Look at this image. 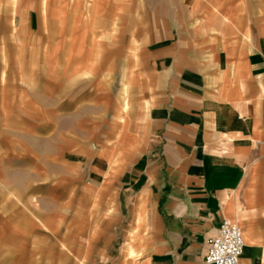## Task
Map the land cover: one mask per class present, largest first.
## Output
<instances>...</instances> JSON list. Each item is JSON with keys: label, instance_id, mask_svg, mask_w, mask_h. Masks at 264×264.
Masks as SVG:
<instances>
[{"label": "crops", "instance_id": "1", "mask_svg": "<svg viewBox=\"0 0 264 264\" xmlns=\"http://www.w3.org/2000/svg\"><path fill=\"white\" fill-rule=\"evenodd\" d=\"M16 1L0 264H205L225 218L240 264H264V0H122L118 35L88 45L61 0Z\"/></svg>", "mask_w": 264, "mask_h": 264}, {"label": "rangeland", "instance_id": "2", "mask_svg": "<svg viewBox=\"0 0 264 264\" xmlns=\"http://www.w3.org/2000/svg\"><path fill=\"white\" fill-rule=\"evenodd\" d=\"M65 8L72 9L75 16L69 12L66 17V25L72 23V19L76 18L81 24L80 28V41L82 44L88 45L89 43H102L112 35H118L119 20L117 19L118 9L122 0H61ZM28 0H17L14 5V10H19L22 3L28 5ZM45 0L43 4L45 6ZM59 0H48V6L54 8ZM53 16L45 17L44 24H51ZM48 18V19H47ZM35 23H38L35 21ZM49 29V27H48ZM68 34H71L70 31ZM49 39L56 41L59 32L56 30L48 31Z\"/></svg>", "mask_w": 264, "mask_h": 264}, {"label": "built area", "instance_id": "3", "mask_svg": "<svg viewBox=\"0 0 264 264\" xmlns=\"http://www.w3.org/2000/svg\"><path fill=\"white\" fill-rule=\"evenodd\" d=\"M245 247L241 226L225 218L216 233L208 238L205 264H240Z\"/></svg>", "mask_w": 264, "mask_h": 264}]
</instances>
